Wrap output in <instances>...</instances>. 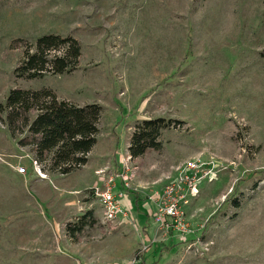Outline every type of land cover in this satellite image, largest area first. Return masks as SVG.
Segmentation results:
<instances>
[{
	"label": "rangeland",
	"instance_id": "obj_1",
	"mask_svg": "<svg viewBox=\"0 0 264 264\" xmlns=\"http://www.w3.org/2000/svg\"><path fill=\"white\" fill-rule=\"evenodd\" d=\"M44 34L77 39L78 68L15 77L23 47L13 40ZM17 87L102 106L87 164L139 203L110 224L94 187L66 194L87 164L39 177L0 117V264H264V0H0V103ZM157 117L181 122L141 164L131 134ZM189 161L199 171L181 233L139 206ZM88 209L103 228L74 241L65 226Z\"/></svg>",
	"mask_w": 264,
	"mask_h": 264
},
{
	"label": "trees",
	"instance_id": "obj_2",
	"mask_svg": "<svg viewBox=\"0 0 264 264\" xmlns=\"http://www.w3.org/2000/svg\"><path fill=\"white\" fill-rule=\"evenodd\" d=\"M12 47H23V55L14 69L15 77L20 79L71 73L78 68L82 55L77 39L57 34L41 35L33 43L15 39ZM102 111L99 104L77 105L59 99L48 89L13 88L5 103H0V117L18 145L29 147L46 171L62 175L88 163L89 154L98 142ZM175 122L181 121L164 117L139 121L130 137L131 157L142 164L150 154L161 153L162 132ZM96 226L103 228L94 211L88 209L69 221L65 230L68 237L80 241L86 229Z\"/></svg>",
	"mask_w": 264,
	"mask_h": 264
},
{
	"label": "built area",
	"instance_id": "obj_3",
	"mask_svg": "<svg viewBox=\"0 0 264 264\" xmlns=\"http://www.w3.org/2000/svg\"><path fill=\"white\" fill-rule=\"evenodd\" d=\"M32 164L39 177L47 178L42 163L32 157ZM17 170L21 173L25 172V168L22 167ZM178 171L179 174L163 187L158 196L154 219L161 225L166 224L168 229L183 233L188 231L185 207L189 202L190 195L193 193L199 168L195 161H189L184 170L179 168ZM115 180L112 176L104 180L100 186L94 187L95 195L103 209V217L112 224L127 216L126 209L115 194Z\"/></svg>",
	"mask_w": 264,
	"mask_h": 264
},
{
	"label": "crops",
	"instance_id": "obj_4",
	"mask_svg": "<svg viewBox=\"0 0 264 264\" xmlns=\"http://www.w3.org/2000/svg\"><path fill=\"white\" fill-rule=\"evenodd\" d=\"M98 142H97V144H98ZM97 144L94 146V148L92 149V151L89 154L88 164H90L93 159L95 160L97 158V156H96L97 154L95 156H93V151L95 150ZM108 152L111 155L117 154L115 148H113V149L109 148ZM98 154H100V157H101L102 154L100 152ZM102 157H106V156L102 155ZM87 167H88V171L86 172L85 176H83L80 181H74L75 179H72L69 181L70 183H68V185L66 184L67 187L65 189L68 192V193H66L67 195L69 194V192L78 193L82 189L92 188V187H95L96 185H101L102 179L100 178V176L98 175V172H97L98 170H100L99 168L101 166L97 165L95 167H92V166L89 167V165H88ZM74 173L75 172L67 174L65 177H69V176H71V174H74ZM68 180H69V178H68ZM163 186H164V184L161 187L156 186L154 188L152 187L148 191L147 190L144 191V194L148 195L149 198H144L142 205L139 206L141 210L144 209V212L147 214H150V215L154 214V212L156 211V207H157L156 199L158 198L160 191L163 189ZM115 193H118V192L115 191ZM117 198H118L119 202L123 205V207L126 209V212H127V216L125 218L121 219V221H124L128 217V210L133 209L134 205L138 206L139 199H136L134 197V195L132 193H130V190L129 191L127 190L125 193L119 192V194L117 195ZM138 210H139V208H138Z\"/></svg>",
	"mask_w": 264,
	"mask_h": 264
}]
</instances>
